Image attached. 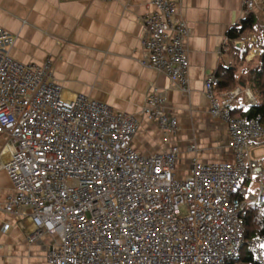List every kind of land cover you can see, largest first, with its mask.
I'll list each match as a JSON object with an SVG mask.
<instances>
[{"label":"built area","instance_id":"2783aa9c","mask_svg":"<svg viewBox=\"0 0 264 264\" xmlns=\"http://www.w3.org/2000/svg\"><path fill=\"white\" fill-rule=\"evenodd\" d=\"M180 3L152 0L153 11L141 19V64L187 92L191 29ZM16 41L0 27V158L13 191L0 210L31 219V240L57 238L48 264H230L245 245L264 264V236L246 241L241 219L248 206L242 184L253 177L259 188L252 200L264 208V159L255 156L264 126L234 113L238 90L218 93L215 73L204 82L210 115L228 127L233 160H194L178 179L177 147L139 154L134 115L83 94L64 98L52 63L16 61ZM167 101L153 89L143 111L165 142L178 129Z\"/></svg>","mask_w":264,"mask_h":264},{"label":"crops","instance_id":"0c3cea01","mask_svg":"<svg viewBox=\"0 0 264 264\" xmlns=\"http://www.w3.org/2000/svg\"><path fill=\"white\" fill-rule=\"evenodd\" d=\"M151 2L0 0V27L17 37L11 51L16 61L25 65L52 63L64 98L83 94L116 112L134 115L140 126L132 144L139 154L154 156L177 147L175 175L185 179L194 160L202 163L233 160L228 147V127L210 115L204 82L220 68L237 65L234 50L243 49L245 42L231 45L229 33L249 14L254 15L258 29L264 30V0H181L180 12L191 29L187 44L190 61L187 92L166 75L141 64L147 55L142 47L145 31L141 19L153 11ZM248 42L251 51L246 59L251 61L263 50L257 45L256 36L251 35ZM240 70L241 67L235 89L240 92L236 105L245 108L256 98ZM153 89L167 96V113L178 122L177 131L168 136L167 142L157 124L143 112ZM2 165L0 158V203H5L13 191ZM247 192L248 205L256 204L252 200L256 192ZM6 225L9 230L3 233ZM34 232L31 219L0 210V264H48L46 254L57 238L43 235L31 240Z\"/></svg>","mask_w":264,"mask_h":264},{"label":"trees","instance_id":"16d2710c","mask_svg":"<svg viewBox=\"0 0 264 264\" xmlns=\"http://www.w3.org/2000/svg\"><path fill=\"white\" fill-rule=\"evenodd\" d=\"M251 35L256 36L257 45L262 48L260 55L247 61V56L251 51L248 39ZM230 44L236 41L245 42V47L241 50H234V55L237 59V65L220 68L216 74L220 84L217 89L218 93H227L234 91L239 84L238 71L241 67L240 74L243 75L247 87L256 98V105L247 107L237 106L234 113H239L241 117L246 119H257L264 126V30L260 31L256 24V19L253 14H249L237 28H234L229 33ZM251 180V179H250ZM250 180L244 182V184ZM259 184V180L255 185ZM258 186L254 192L257 193ZM242 224L245 233V240L251 241L255 238L264 236V208L257 204H249L241 214ZM230 264H259L255 256L249 251L245 245L239 258L232 260Z\"/></svg>","mask_w":264,"mask_h":264},{"label":"rangeland","instance_id":"374dc122","mask_svg":"<svg viewBox=\"0 0 264 264\" xmlns=\"http://www.w3.org/2000/svg\"><path fill=\"white\" fill-rule=\"evenodd\" d=\"M255 156L259 160L264 158V146H259L255 150ZM256 181H257V178H254V177L251 178L249 182L243 185V188L249 191V193L253 194L252 192H254L255 188H257V186L259 188V184L254 187Z\"/></svg>","mask_w":264,"mask_h":264}]
</instances>
